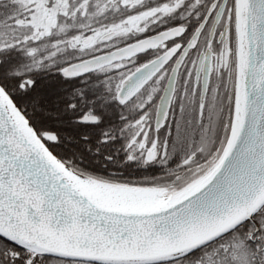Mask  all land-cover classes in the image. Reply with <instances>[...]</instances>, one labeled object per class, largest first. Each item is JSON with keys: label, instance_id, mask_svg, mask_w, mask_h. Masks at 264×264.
<instances>
[{"label": "snow or ice", "instance_id": "6c2138e0", "mask_svg": "<svg viewBox=\"0 0 264 264\" xmlns=\"http://www.w3.org/2000/svg\"><path fill=\"white\" fill-rule=\"evenodd\" d=\"M0 264H264V0H0Z\"/></svg>", "mask_w": 264, "mask_h": 264}]
</instances>
